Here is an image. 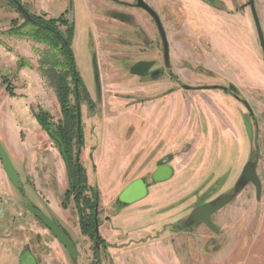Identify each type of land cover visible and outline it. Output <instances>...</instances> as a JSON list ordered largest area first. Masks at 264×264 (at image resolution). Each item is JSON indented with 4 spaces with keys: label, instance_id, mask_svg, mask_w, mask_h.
Segmentation results:
<instances>
[{
    "label": "rangeland",
    "instance_id": "374dc122",
    "mask_svg": "<svg viewBox=\"0 0 264 264\" xmlns=\"http://www.w3.org/2000/svg\"><path fill=\"white\" fill-rule=\"evenodd\" d=\"M145 1L157 10L169 44L171 70L157 81L129 71L141 60H154L161 71L165 67L157 26L135 6L119 7L112 0H20L34 15L66 14L75 22L72 49L93 103L90 109L82 104L81 160L89 185L101 196V219L110 218L101 237L117 246L109 258L100 256L103 264H264V53L249 1ZM254 2L264 33V0ZM25 24L12 1L0 0V130L10 115L17 127L13 133L27 145L55 149L65 168L59 148L37 120L39 109L51 124L62 119L54 79L62 69L51 66L59 55L22 35L30 31ZM245 118L253 125L252 138ZM248 161L257 162L260 198L253 184L244 185L215 216L219 234L203 225L188 236L176 228L195 204L234 193ZM164 163L174 176L155 184L152 175ZM137 179L150 183V195L121 207L119 194ZM23 186L6 184L0 174V264H19L26 249L39 264H92L94 245L77 220L65 229L77 247L75 261L28 211L27 202L38 207L42 200L33 187Z\"/></svg>",
    "mask_w": 264,
    "mask_h": 264
},
{
    "label": "water",
    "instance_id": "95a60500",
    "mask_svg": "<svg viewBox=\"0 0 264 264\" xmlns=\"http://www.w3.org/2000/svg\"><path fill=\"white\" fill-rule=\"evenodd\" d=\"M248 1L251 7L252 15H253L255 25L257 28V32L259 35L260 44H261V47L264 53V33H263L260 19H259L257 10H256L255 2L254 0H248ZM16 4L19 10L23 14H25L26 16L30 15V13H28V11H26L25 8L22 6V4L18 2L17 0H16ZM138 6L145 9L155 20L158 26V29L162 35V39L165 45V55L167 58L168 43L166 39V34L164 32V29H163V26H162V23L160 21L158 14L148 4H146L144 0H138ZM93 64H94L97 87H98V90H100V83H99L100 74L98 70L97 58L95 55L93 57ZM151 66H152L151 63L139 62L135 64L134 67L132 68V73L137 74L139 76H145L147 75L148 69ZM229 89L235 94L238 92V89L234 85H230ZM244 105L247 107L250 113H253L250 105L246 101H244ZM245 123H246L247 133L249 137L252 138L253 137V126L247 120V118H245ZM79 129H80V125H79ZM55 139L61 143L58 137H55ZM0 160L2 162L4 170L8 178L10 179V181L16 187L24 188L21 182L20 176L18 172L16 171L1 141H0ZM173 175H174L173 168L170 165L164 163L155 170V172L152 175V180H153V183H162V182L170 180L173 177ZM250 182L256 187L257 197L260 198L261 193H262V183L257 173V162H253V161L248 162L243 168L241 177L237 185L235 186L234 193L223 194L219 196V198H217L215 201L205 203L197 207L196 209H194V211L190 215V217L193 219V222L197 223L200 221H204L207 225H209V227H211L214 231H216L217 230L216 226L214 225V223H212V220H211L212 214L219 211L225 205L230 203L232 199L238 193H240L244 185ZM147 186L148 184L143 179H137L133 181L119 195V201L121 203L128 205V204H133V203L143 200L148 194ZM26 208L28 209L30 213L34 215V217H36L39 221H41V223L53 233V235L58 239V241L68 251L71 258L76 261L78 258L77 247L74 241L72 240V238L70 237V235L61 226L60 221L57 218L49 217L44 211L34 206L31 202L26 203ZM20 264H37V260L30 251H24V253L20 257Z\"/></svg>",
    "mask_w": 264,
    "mask_h": 264
},
{
    "label": "flooded vegetation",
    "instance_id": "af4514ba",
    "mask_svg": "<svg viewBox=\"0 0 264 264\" xmlns=\"http://www.w3.org/2000/svg\"><path fill=\"white\" fill-rule=\"evenodd\" d=\"M12 1L16 6V0H10ZM18 2H20V0H17ZM115 3V5H118L119 7L123 6V7H132V6H135V8L140 11L141 13L143 12L147 19L148 20H151L152 23L154 24V26H157L155 20L153 19V17L143 8L139 7L138 6V0H133L132 3H129L125 0H112ZM203 1H207L208 3H211L212 5L215 3V0H203ZM144 2L146 4H148L150 7L151 5L144 0ZM21 3V2H20ZM22 4V3H21ZM132 4V5H131ZM23 6V5H22ZM24 7V6H23ZM71 8H72V5H71ZM154 11H156L157 13V10L155 9V7H151ZM251 8V7H250ZM26 10V9H25ZM28 11V10H26ZM28 13H30L28 11ZM32 14V13H30ZM67 14L69 15V9L67 11ZM158 14V13H157ZM66 14H62L61 16H59L58 18H64L66 20H69L73 25H74V30H75V22H74V19L72 20L70 15L68 17L65 16ZM122 18H120L123 22H130V17L128 18L127 16L125 15H121ZM159 16V15H158ZM160 18V17H159ZM57 19V18H55ZM150 21V22H151ZM161 21V19H160ZM162 23V22H161ZM163 26V25H162ZM135 27L139 28V25L137 23H135ZM157 29H158V26H157ZM164 29V27H163ZM140 30V29H139ZM159 31V29H158ZM165 32V30H164ZM75 33V31H74ZM160 33V31H159ZM166 34V32H165ZM160 37H161V40H162V44H163V58H164V63H165V67H162L164 70L161 71L160 70V66H158V64L152 60V61H148V60H141V61H138L136 63H134L131 67H130V73L134 76V77H137V78H140V79H150L151 81H157L158 79H160L161 77H163V75L166 73V69L167 70H171V59H170V51H169V44H168V56L166 58V55H165V45H164V42H163V39H162V35L160 33ZM166 39H167V36H166ZM168 43V41H167ZM153 46V44H152ZM76 60V59H75ZM139 62H147V63H151L152 66L149 67L148 69V73L147 75L145 76H139L137 74H134L132 73V68L134 67L135 64L139 63ZM98 63V62H97ZM77 65V64H76ZM92 66H93V77H94V86H95V92H96V95L97 96H101L102 95V86H101V75L99 76V83H100V90H98V87H97V82H96V77H95V70H94V64H93V59H92ZM98 70H99V74H100V69H99V66H98ZM77 71H78V68H77ZM79 75H80V72L78 71ZM72 88H73V91L74 93L70 95V104L74 107H76V130H77V136L74 134L73 131H69V135L70 137L72 138V140H67V137H66V131L67 128H73V125L68 124L67 122V119L65 118L63 112H62V119L60 121H54V123L52 124L51 126V130L49 132H47L49 134V136L51 137V139L54 141L53 143L59 148V151H60V154H61V157L64 161V164H65V168H66V171H67V189L66 191L64 192L63 194V198H62V208L67 210L71 204H73L74 206V210H75V214L76 216L78 217V225H79V228L81 230V227H80V215L78 213V209H77V205H76V199H75V196H71L68 204H67V207H64V200H66V196L68 194V192L70 191V182H69V176H68V170L69 168H75V166H78L79 164H81L83 167V163H82V160H81V151L83 150V148L85 147V138H84V128H83V125H84V122H83V117H82V104L83 103H86L87 106L90 108H92L93 106V103L91 102V99L89 97V93L86 89V85L84 83V80L82 78V76L80 75V81L79 82H74L72 83ZM183 88L185 90H194L196 88L194 87H191V86H188V85H183ZM212 88V87H211ZM214 88H218V89H223V90H226V88H222V87H219V86H216ZM230 92H232L230 89H229ZM233 93V92H232ZM235 95L236 98H238L237 96V93H233ZM58 97V95H57ZM71 97L73 98L74 102L71 103ZM60 103V102H59ZM92 103V104H91ZM244 103V101H243ZM61 106V104H60ZM247 108V107H246ZM61 110H62V107H61ZM249 111V110H248ZM250 113V112H249ZM252 114V113H250ZM248 120V119H247ZM79 125H80V129H79ZM253 126V125H252ZM80 130V131H79ZM58 137L61 141V143L59 141H57L55 139V137ZM66 138V139H65ZM70 144L72 146H70ZM250 162V161H248ZM247 162V163H248ZM255 162V161H253ZM2 163V162H1ZM246 163V164H247ZM162 165V164H161ZM159 165V166H161ZM158 166V167H159ZM157 167V168H158ZM7 175V174H6ZM174 176V175H173ZM241 177V176H240ZM9 179V178H8ZM240 179V178H239ZM10 180V179H9ZM147 184V188H148V194L146 197H148L150 194H149V191H150V188H151V185L150 183H148L145 179H143ZM239 181V180H238ZM237 181V183H238ZM22 182V181H21ZM87 182H88V185H89V178L87 176ZM132 183V182H131ZM236 183V185H237ZM23 184V183H22ZM157 184V183H155ZM248 184H252L251 182L250 183H246L245 185H248ZM32 186V185H30ZM90 186V185H89ZM128 186V185H127ZM24 187V186H23ZM91 187V186H90ZM126 188V187H125ZM256 188V187H255ZM122 193V192H121ZM120 193V194H121ZM91 194L90 192H86L85 194H83V196H86L87 198H91L92 200V197L89 195ZM119 194V195H120ZM225 194H232V193H225ZM223 195V194H222ZM221 196V195H220ZM145 197V198H146ZM218 197L214 198L213 200H206L204 202H201V203H197L195 204L192 209L189 211V213L187 214V219L185 221L181 220L179 222H177V225H176V228H182L183 231H185V233L187 234H190V232L193 234V231H194V228L195 227H198L200 225H203L207 230L211 231L214 233V230L209 227V225H207L204 221H200V222H197V223H194L193 222V219L190 217L191 213L194 211V209H196L197 207L205 204V203H209V202H213L215 201ZM97 200L96 203L93 205L92 203H90L89 205H86V203L84 202V204H82L83 207H86V211L88 214H92L93 215V220H94V226H95V229L97 231V233L101 236V233H100V228L105 225L107 223V221H110V218L109 217H105V219H101V196L100 194H98V197H97ZM234 200V198L232 199V201ZM118 201H119V196H118ZM93 203L95 202V199H93L92 201ZM120 202V201H119ZM229 204V203H228ZM227 204V205H228ZM120 205L121 207L123 206H126L127 204H124V203H121L120 202ZM128 205H131V204H128ZM226 205V206H227ZM39 208V207H38ZM93 208V209H91ZM221 211V209L217 212H215L214 214H212L211 216V220H212V223H214V225L216 226V232L219 234L220 233V228L218 227V224L215 222V216ZM49 216V215H48ZM51 218H55L53 216H49ZM36 218V217H35ZM37 219V218H36ZM38 220V219H37ZM39 221V220H38ZM41 223V221H39ZM42 224V223H41ZM61 224V223H60ZM43 225V224H42ZM44 226V225H43ZM62 226V225H61ZM63 227V226H62ZM64 228V227H63ZM44 229L50 231L46 226H44ZM65 230V228H64ZM66 231V230H65ZM51 232V231H50ZM52 233V232H51ZM53 235V233H52ZM54 236V235H53ZM55 237V236H54ZM86 237V236H85ZM56 238V237H55ZM89 238V237H87ZM102 238V242H101V245L99 246V254L100 256H103L105 259L109 258L108 256V253L109 251L112 249V248H115L117 249L116 245H114L112 243V245L109 243V241H107L108 239H104L103 237ZM91 240V242L93 243L94 246H96V242L89 238ZM56 240L58 241V239L56 238ZM64 247V246H63ZM66 250V249H65ZM26 251H30L32 253V251L30 249H26ZM67 251V250H66ZM68 252V251H67ZM24 253V252H23ZM33 254V253H32ZM69 254V253H68ZM34 255V254H33ZM34 257L36 258L37 260V264H39V260H38V257H36L34 255ZM95 260V259H94ZM20 264V262H19ZM102 264H103V261H102Z\"/></svg>",
    "mask_w": 264,
    "mask_h": 264
},
{
    "label": "trees",
    "instance_id": "16d2710c",
    "mask_svg": "<svg viewBox=\"0 0 264 264\" xmlns=\"http://www.w3.org/2000/svg\"><path fill=\"white\" fill-rule=\"evenodd\" d=\"M16 8L26 20L25 25H28L30 27L29 33H22V35L28 36L37 42L47 44L50 48L53 49L55 53H58L59 55V59L57 57H54L51 60V66L53 67V71L57 68L62 69L60 73H55V89L58 95V100L62 107V112L67 119L68 124L71 123V125H73V128L68 127V131L65 132L67 140H72L68 132L73 131L77 136V117L76 107L70 104V95L74 93L71 85L74 82L80 81V75L77 71L76 60L72 49L74 25L69 20H66L62 17L57 19H47L44 16L45 14L41 16L34 14L26 16L19 10L18 6H16ZM59 22L61 23V25L63 24L67 26V30L65 32L60 30V27L58 26ZM22 29L23 27H20L17 30L19 31ZM10 33L15 32L11 30ZM41 71L43 72L42 69ZM37 120L44 130H46L47 132L51 130V118L47 113L42 112L41 109H39L37 112ZM70 146L72 145L70 144ZM68 176L70 182V191L66 196V200H64V207H67L71 196L74 195L78 213L80 215L81 232L84 236L89 237L96 242V246H93L95 251V260L92 264H102V259L99 254V246L101 245V242L103 240L95 229L93 215L88 214L86 211V207L82 206L84 202L86 203V205H89L90 203L94 205L96 201H98V193L94 188L88 185L86 170L81 164L75 166V168H69ZM86 192L91 193L90 196L92 197V200L91 198L83 196V194H85ZM93 199H95L94 203L92 202Z\"/></svg>",
    "mask_w": 264,
    "mask_h": 264
},
{
    "label": "crops",
    "instance_id": "0c3cea01",
    "mask_svg": "<svg viewBox=\"0 0 264 264\" xmlns=\"http://www.w3.org/2000/svg\"><path fill=\"white\" fill-rule=\"evenodd\" d=\"M14 122V118L9 115L7 127L0 130V141L3 147L23 185L26 183L27 186L33 187L40 196L41 207H38L49 216L52 213L65 229H69L76 220L78 222V217L73 204L67 210L62 208L63 194L67 189L66 168L61 166L58 156L53 155L55 149H46L44 145L37 146V148L33 144L27 145L25 139L13 133L17 128ZM25 129L28 130L27 127ZM0 174L8 184L9 179L2 163Z\"/></svg>",
    "mask_w": 264,
    "mask_h": 264
}]
</instances>
